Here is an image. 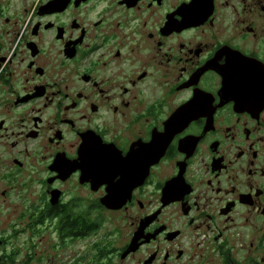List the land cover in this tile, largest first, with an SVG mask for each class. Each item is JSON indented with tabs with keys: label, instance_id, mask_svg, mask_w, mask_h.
Returning <instances> with one entry per match:
<instances>
[{
	"label": "flooded vegetation",
	"instance_id": "af4514ba",
	"mask_svg": "<svg viewBox=\"0 0 264 264\" xmlns=\"http://www.w3.org/2000/svg\"><path fill=\"white\" fill-rule=\"evenodd\" d=\"M45 237L264 264V0H0V264Z\"/></svg>",
	"mask_w": 264,
	"mask_h": 264
},
{
	"label": "rangeland",
	"instance_id": "374dc122",
	"mask_svg": "<svg viewBox=\"0 0 264 264\" xmlns=\"http://www.w3.org/2000/svg\"><path fill=\"white\" fill-rule=\"evenodd\" d=\"M4 22V21H3ZM107 222V226L103 233L112 232L114 225H119L121 229L124 227L123 222L116 221ZM109 237L106 241L111 243V247H118L122 243V238L120 237ZM29 237L21 236L20 239L15 241V245H28ZM91 242H86L84 246L90 245ZM114 248V247H113ZM83 249V245L76 244L73 247L70 246H57L54 237H45L42 244L37 248L38 254L42 257L45 256L44 260L38 261L37 264H76L75 259L80 251H83V264H93L96 263V254L88 251L87 248ZM79 256V257H81Z\"/></svg>",
	"mask_w": 264,
	"mask_h": 264
},
{
	"label": "water",
	"instance_id": "95a60500",
	"mask_svg": "<svg viewBox=\"0 0 264 264\" xmlns=\"http://www.w3.org/2000/svg\"><path fill=\"white\" fill-rule=\"evenodd\" d=\"M162 156V155H161ZM107 204V203H106ZM108 207H110V208H113V207H111L109 204L107 205Z\"/></svg>",
	"mask_w": 264,
	"mask_h": 264
}]
</instances>
